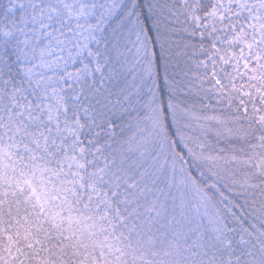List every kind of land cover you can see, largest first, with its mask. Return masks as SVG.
I'll return each mask as SVG.
<instances>
[{
	"label": "snow or ice",
	"instance_id": "1",
	"mask_svg": "<svg viewBox=\"0 0 264 264\" xmlns=\"http://www.w3.org/2000/svg\"><path fill=\"white\" fill-rule=\"evenodd\" d=\"M126 2L7 0L0 264H264V0Z\"/></svg>",
	"mask_w": 264,
	"mask_h": 264
},
{
	"label": "trees",
	"instance_id": "2",
	"mask_svg": "<svg viewBox=\"0 0 264 264\" xmlns=\"http://www.w3.org/2000/svg\"><path fill=\"white\" fill-rule=\"evenodd\" d=\"M171 0H127L126 2V8L132 7L133 4H135V8H133L132 11V16L131 19L127 20L125 22V25L123 29H121V32H123V35L121 37V43L123 44L124 47L130 49V51L127 53L128 57V62L129 65H133L135 61V48H134V43H135V35H136V28L133 27L134 24H138L137 21V14L139 15L140 21L147 20L149 22V26L151 25V21L154 19H159L162 21V23L157 25L156 33H153V37L155 38L156 34H159L161 38L163 37H173L176 34L175 33H170L165 30V25L168 24V21L165 19L169 13L167 10V5L170 4ZM7 8V0H0V23H3L7 20L8 18V13L5 11ZM149 9H151V12H149ZM156 52L158 54L157 58V65L158 71H159V84L161 91L167 94V86L164 82V74L167 71L168 75L171 77L174 71H179L175 67V64L173 61L176 63H179L182 67V57L175 56V57H170L167 54L163 56V60L166 63H161V57H160V52L161 48L159 44H156ZM164 52H168V47L165 45ZM140 67V65H135L132 67L131 72H125L124 75L125 77L128 75V78L130 79L131 76L137 71V69ZM178 78V77H177ZM139 82V81H137ZM151 84L150 82H147L145 85V92L147 87H150ZM159 187L164 189V194H168V189L165 186V184L161 183ZM175 189H172V192L175 193ZM163 198V197H161ZM27 264V262H26Z\"/></svg>",
	"mask_w": 264,
	"mask_h": 264
},
{
	"label": "rangeland",
	"instance_id": "3",
	"mask_svg": "<svg viewBox=\"0 0 264 264\" xmlns=\"http://www.w3.org/2000/svg\"><path fill=\"white\" fill-rule=\"evenodd\" d=\"M12 19H13L12 14L8 13V18H7V20L4 22V24H8ZM10 44H11V42H9V51H8V55H9V56L13 55V51H12V48H11ZM126 77L128 78V75H127Z\"/></svg>",
	"mask_w": 264,
	"mask_h": 264
}]
</instances>
